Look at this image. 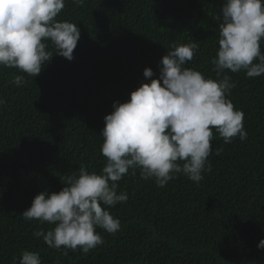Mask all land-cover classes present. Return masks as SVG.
<instances>
[{
    "label": "trees",
    "instance_id": "obj_1",
    "mask_svg": "<svg viewBox=\"0 0 264 264\" xmlns=\"http://www.w3.org/2000/svg\"><path fill=\"white\" fill-rule=\"evenodd\" d=\"M222 3L65 0L56 19L80 29L74 59L54 55L37 77L0 65V264H18L25 250L38 252L42 264H264L257 248L264 239V75L248 78L245 71L226 74L247 139L225 144L213 129L211 171L198 185L178 174L161 188L129 172L118 189L127 201L108 209L120 230L97 229L104 243L87 254L48 247L33 232L51 225L21 215L40 192H59L81 164L100 172L104 117L150 82L146 67L158 78L172 42L196 43L185 67L216 79L211 59ZM17 75L25 78L21 86L12 83Z\"/></svg>",
    "mask_w": 264,
    "mask_h": 264
},
{
    "label": "clouds",
    "instance_id": "obj_2",
    "mask_svg": "<svg viewBox=\"0 0 264 264\" xmlns=\"http://www.w3.org/2000/svg\"><path fill=\"white\" fill-rule=\"evenodd\" d=\"M72 2L83 6L85 0ZM64 7L65 0H0V65L37 77L54 55L72 61L81 32L77 24L56 19ZM217 19H222L218 49L211 59L216 79L185 67L196 43L172 42L158 78L146 67L143 76L150 82L131 91L127 101L114 102L104 117L100 152L106 162L100 172L81 164L78 172L65 175L59 192H40L21 213L26 221L51 225L35 230V238L50 248L87 254L104 243L97 229L120 230L121 221L108 209L127 201V193L118 189L129 172L139 171L140 178L161 188L178 174L198 185L211 171L213 129L225 144L247 139L244 113L228 98L236 85L226 70L245 71L248 78L264 75V0H223ZM24 82L22 75L12 81ZM257 248L264 249V239ZM18 264L42 262L38 252L25 250Z\"/></svg>",
    "mask_w": 264,
    "mask_h": 264
},
{
    "label": "bare ground",
    "instance_id": "obj_3",
    "mask_svg": "<svg viewBox=\"0 0 264 264\" xmlns=\"http://www.w3.org/2000/svg\"><path fill=\"white\" fill-rule=\"evenodd\" d=\"M34 128V127H33Z\"/></svg>",
    "mask_w": 264,
    "mask_h": 264
}]
</instances>
